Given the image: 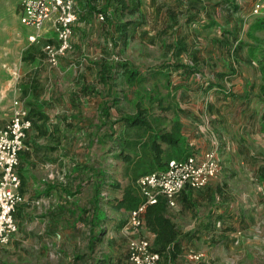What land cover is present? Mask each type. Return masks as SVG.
<instances>
[{"label":"rangeland","instance_id":"374dc122","mask_svg":"<svg viewBox=\"0 0 264 264\" xmlns=\"http://www.w3.org/2000/svg\"><path fill=\"white\" fill-rule=\"evenodd\" d=\"M23 1L0 0V131L12 116V92L19 80H29L27 74L33 71L40 80L44 74L46 94L52 95L46 102L60 110L53 119L76 143L62 156L83 164L80 171L90 167L107 172L99 176L106 182L100 200L106 221L95 226L91 221L97 198L93 186L81 196L83 228H74L77 219L72 217L65 218V228H40L46 219L25 195L18 234L0 250V264H128L130 242L151 241L147 228H128L131 211L120 204L129 181L125 162L114 157L113 137L122 131L120 120L136 115L138 104L166 125L178 119L192 154H219L217 178L205 190L189 192L193 203L169 210L185 248L176 264H264V30H254L264 12L254 16V0L217 1L202 10L181 0H144L142 16L122 15L110 0H75L78 21L71 49L57 67L45 52L50 44L58 47L54 27L47 26L40 42L32 45L31 30L21 23ZM128 3L133 6L134 0ZM208 14L213 23L206 21ZM125 24L130 25L123 36ZM30 51L39 61H23ZM122 63L144 76L168 68L169 83L150 77L149 83L130 86ZM101 66L111 70L107 83L100 79ZM84 87L93 91L85 92ZM34 97H21L28 111ZM113 103L110 115H104V108ZM173 107L176 117L167 109ZM112 180L119 187H112ZM101 229L106 234L95 244ZM190 253L202 255V261L191 262Z\"/></svg>","mask_w":264,"mask_h":264},{"label":"built area","instance_id":"2783aa9c","mask_svg":"<svg viewBox=\"0 0 264 264\" xmlns=\"http://www.w3.org/2000/svg\"><path fill=\"white\" fill-rule=\"evenodd\" d=\"M253 14L259 17L264 12V0H255ZM53 15H58L53 19ZM105 20L104 16H101ZM78 21L75 0H24L21 23L35 31L32 43H39L46 27L52 25L58 39V47L45 48L47 59L57 67L60 59L71 49L73 26ZM11 120L0 131V247L8 246L18 233L16 213L25 198L21 193L22 180L18 169L21 155L26 150V141L33 129L30 112L19 99L13 104ZM220 173L217 150L193 155L186 160H174L167 169L143 177L139 181L145 203L130 212L128 228L146 229L145 214L149 206L157 205L161 198L170 209L177 207L178 196L187 189L203 190ZM191 262L202 261L200 254L188 255ZM128 264H164L161 254L152 248L148 239L136 238L130 242Z\"/></svg>","mask_w":264,"mask_h":264},{"label":"trees","instance_id":"16d2710c","mask_svg":"<svg viewBox=\"0 0 264 264\" xmlns=\"http://www.w3.org/2000/svg\"><path fill=\"white\" fill-rule=\"evenodd\" d=\"M116 2L119 6L120 13L123 15L126 12L130 15H143L142 1L134 0L133 6L128 3V0H110ZM130 24L121 26V32L123 36L126 32V27ZM254 30H264V19L259 20ZM123 76L126 82L130 86L144 85L151 80L166 79L169 73L168 68L163 71L150 70L148 76H144L140 70H136L128 63H122ZM159 69V68H158ZM101 81L107 83L111 78V70L109 67L101 66L99 73ZM84 91H93L90 88L84 87ZM261 97L264 102V80L261 87ZM115 100L114 102H116ZM116 105H108L104 108V115L109 116L111 108ZM154 109V108H153ZM152 109V111H153ZM172 112L173 116L176 115L175 108H167ZM176 117V116H175ZM31 118V116H30ZM32 119V118H31ZM263 128H264V114H263ZM170 125H166V120L154 112H150L142 105L138 104L137 114L134 116H127L120 120L122 124V131L114 134L115 153L116 160H122L125 162V171L129 183L126 187V197L121 202L122 209L126 211H133L138 209L145 203V198L141 193L139 187V181L145 176L154 174L157 172L165 171L170 162L177 160H186L193 156L192 148H190L187 138L184 135L183 125L180 124L178 119H173ZM88 172L91 173V177L87 176ZM84 179V189L89 186H93L95 189V209L93 219L91 221L105 222V211L101 208V195L102 187L105 183L100 181L99 176L105 177L107 172L99 168L91 169L88 167L85 170L79 172ZM98 176H97V175ZM264 181V170L260 175ZM112 187H119L115 180H112ZM191 190V189H190ZM196 191V190H194ZM200 191V190H197ZM169 206L164 198H161L157 205L149 206L145 214L146 227L154 235L152 242V248L155 252L159 253L163 257L164 264H176L180 261L185 254V248L183 245V239L179 233V228L169 214ZM85 217V213H84ZM98 228V227H95ZM106 232L101 229L100 234L95 238L94 243H102L103 237ZM185 238L187 236L185 235Z\"/></svg>","mask_w":264,"mask_h":264},{"label":"crops","instance_id":"0c3cea01","mask_svg":"<svg viewBox=\"0 0 264 264\" xmlns=\"http://www.w3.org/2000/svg\"><path fill=\"white\" fill-rule=\"evenodd\" d=\"M141 1L143 4L142 7L145 6L144 0ZM146 1L150 2V0ZM159 1L160 0H155L156 3H159ZM181 1L186 4L192 3L194 5H199L202 10L204 8H207L206 5H211V9L217 1H225L224 3H233V1L239 2L240 0ZM209 16L210 15L208 14V17ZM204 17L205 16H202L203 19H205ZM206 21H211L212 23L214 22L210 17L206 18ZM29 29L31 30V35L35 34V31L33 29ZM31 44L35 45L37 43ZM26 57L27 58H23V61L25 63H29V61H39V58L35 56L31 51L27 53ZM27 75L29 77V80H22L21 82L19 80L20 75L17 77V80H19L20 89L15 86V90H13L12 92V98H14V100L11 110V115H13L14 101L16 99H19L21 101L22 95H25V97L31 95L35 96L34 98L36 99H34V106H31L29 108L30 116L33 121V129L28 135L26 141L27 148L21 155V163L18 169L19 175L22 180L21 193L25 198L24 203H26L25 195H27V198H30L33 201L32 209L35 211L37 209L38 214L46 219L43 226L40 228H65L66 217L77 219V226L74 228H83L85 227V223H83V220L79 219L84 217V211H86L81 197L86 190L84 189L85 183L84 179L79 173L80 169H83L81 168L83 167V164L78 163L77 161H68L65 157L62 156L64 152H68L69 149L72 148V143H74L76 146L75 140L68 139L69 132L63 127L59 126V124H57L53 119V115L59 113L60 110H53L54 107H50L46 102V100H49L47 96L51 97L52 95L51 93L46 94L48 85L46 84L44 74L42 75L41 80L40 75H37V71L29 72ZM15 94L16 97H14ZM43 94L45 95L43 96ZM72 168L73 174L69 175ZM263 170L264 168H262L261 173ZM189 192L195 191L187 189L178 196L177 208L175 210L180 209L184 202L186 203V201L191 203L195 201L194 197H192ZM24 203L19 206L16 213V220L18 225V221L22 213L21 208ZM172 211H169L170 215H172ZM210 219H212V215H209L207 218V220L209 221ZM78 220H80L79 223ZM74 222L72 221L73 226L75 225ZM34 228H36V226H34ZM146 230L148 231L147 233L150 237L149 239H151V242H153L154 235L148 229ZM17 234L13 236V239L9 245H11L15 240ZM8 246L0 247V250Z\"/></svg>","mask_w":264,"mask_h":264}]
</instances>
